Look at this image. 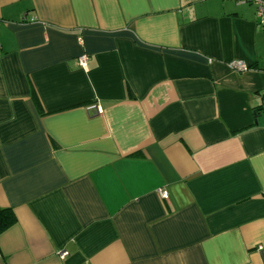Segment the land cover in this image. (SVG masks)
Here are the masks:
<instances>
[{
    "label": "crops",
    "instance_id": "obj_1",
    "mask_svg": "<svg viewBox=\"0 0 264 264\" xmlns=\"http://www.w3.org/2000/svg\"><path fill=\"white\" fill-rule=\"evenodd\" d=\"M0 207V264H264L254 6L0 0Z\"/></svg>",
    "mask_w": 264,
    "mask_h": 264
},
{
    "label": "built area",
    "instance_id": "obj_2",
    "mask_svg": "<svg viewBox=\"0 0 264 264\" xmlns=\"http://www.w3.org/2000/svg\"><path fill=\"white\" fill-rule=\"evenodd\" d=\"M235 1L236 3H247V4H252L255 8V15H256V18H257V21L260 23V24H264V0H233ZM86 55L85 54H82L80 56H78L77 58V62L79 65H84L85 62H86ZM231 66L232 68L234 69H238V70H245L247 68V66L241 62V61H234L231 63ZM159 193H160V196L162 198H165L167 196V191L166 190H158ZM66 255V252L65 251H62L60 253V256H65Z\"/></svg>",
    "mask_w": 264,
    "mask_h": 264
},
{
    "label": "trees",
    "instance_id": "obj_3",
    "mask_svg": "<svg viewBox=\"0 0 264 264\" xmlns=\"http://www.w3.org/2000/svg\"><path fill=\"white\" fill-rule=\"evenodd\" d=\"M16 218L10 209L0 207V233L13 225Z\"/></svg>",
    "mask_w": 264,
    "mask_h": 264
},
{
    "label": "water",
    "instance_id": "obj_4",
    "mask_svg": "<svg viewBox=\"0 0 264 264\" xmlns=\"http://www.w3.org/2000/svg\"><path fill=\"white\" fill-rule=\"evenodd\" d=\"M91 109L96 110V106L91 107Z\"/></svg>",
    "mask_w": 264,
    "mask_h": 264
}]
</instances>
